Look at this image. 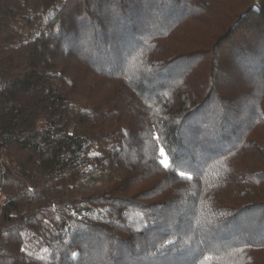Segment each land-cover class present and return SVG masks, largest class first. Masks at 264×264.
<instances>
[{"label":"trees","instance_id":"obj_1","mask_svg":"<svg viewBox=\"0 0 264 264\" xmlns=\"http://www.w3.org/2000/svg\"><path fill=\"white\" fill-rule=\"evenodd\" d=\"M0 264H264V0H0Z\"/></svg>","mask_w":264,"mask_h":264},{"label":"snow or ice","instance_id":"obj_2","mask_svg":"<svg viewBox=\"0 0 264 264\" xmlns=\"http://www.w3.org/2000/svg\"><path fill=\"white\" fill-rule=\"evenodd\" d=\"M163 155V153H161ZM162 164H164L165 167H168V165L162 160L161 161ZM181 175H183V173H181Z\"/></svg>","mask_w":264,"mask_h":264}]
</instances>
